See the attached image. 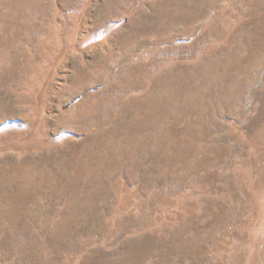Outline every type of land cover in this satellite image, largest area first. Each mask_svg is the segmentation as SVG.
I'll return each instance as SVG.
<instances>
[{
	"label": "rangeland",
	"instance_id": "rangeland-1",
	"mask_svg": "<svg viewBox=\"0 0 264 264\" xmlns=\"http://www.w3.org/2000/svg\"><path fill=\"white\" fill-rule=\"evenodd\" d=\"M0 264H264V0H0Z\"/></svg>",
	"mask_w": 264,
	"mask_h": 264
}]
</instances>
